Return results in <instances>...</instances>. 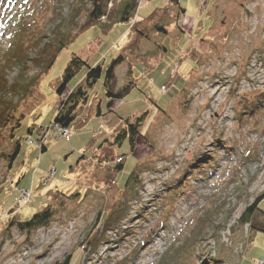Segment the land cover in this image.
Segmentation results:
<instances>
[{"label": "rangeland", "instance_id": "obj_1", "mask_svg": "<svg viewBox=\"0 0 264 264\" xmlns=\"http://www.w3.org/2000/svg\"><path fill=\"white\" fill-rule=\"evenodd\" d=\"M177 1L179 5L171 0L139 1L135 12L139 22L132 19L130 24L154 22L168 29L166 34L149 32L140 52L159 43L166 50L148 72L134 69L137 85L114 102V110L105 107L102 72L83 109L88 116L84 127L69 129L71 141L50 131L47 148L40 151L37 127L47 128L64 94L87 70L84 67L57 95L55 84L71 55L86 56L91 51L87 66L99 64L104 70L130 40L132 27L118 22L105 33L98 24L84 29L58 54L37 85L22 91L39 69L30 60L27 69L9 65L7 56L15 42L24 39L31 58L38 49L32 48L35 42L50 34L52 20L64 18L60 29L68 35L76 32L89 0H0V79L15 86L0 91L2 105L8 104L12 116V122L0 128V264H54L73 251L70 264H157L187 235L198 215L217 206L218 231L208 225L199 248L180 264L264 260V233H250L248 225L238 220L264 192V0ZM123 2L110 0L108 9L114 11ZM75 10L78 16L71 23ZM100 23L107 24L108 19L102 17ZM135 60L130 57L115 68L119 85L126 81L127 65L136 66ZM94 97L103 102L99 116L91 108ZM247 101L256 106L250 112L244 110ZM145 110L149 115L133 148L125 140L114 149L124 157L122 169L114 173L116 190L102 187L105 171L100 169L84 175L89 184L81 180L82 167H70L91 136L108 137L120 117ZM14 119L21 120L15 130L21 152L8 171L4 155L12 145ZM31 125L36 130L28 136ZM134 170L137 183L131 181L126 187ZM20 188L31 193L25 204L15 201ZM56 191L68 197L61 198L63 205L55 209L48 225L30 232L7 226L10 220H27ZM74 192L80 198L73 199ZM120 199L127 200L126 214L103 233L95 252L81 250L86 249L80 244L98 212L108 211ZM259 208L264 212V197Z\"/></svg>", "mask_w": 264, "mask_h": 264}, {"label": "trees", "instance_id": "obj_2", "mask_svg": "<svg viewBox=\"0 0 264 264\" xmlns=\"http://www.w3.org/2000/svg\"><path fill=\"white\" fill-rule=\"evenodd\" d=\"M60 1V0H59ZM140 0H124L120 7L116 10L111 11L108 9V4L110 0H89V8L86 11L84 20L78 25V29L73 34H67L60 29V23L62 19H58V22L55 23L54 19L52 20V29L48 36L43 35L40 40H37L32 48L38 47L34 56L29 58L28 52L30 47L26 45L24 39L21 41L15 42V49L13 52H10L7 56L9 59V65L14 64L21 66L23 69H27V62H30L38 67L39 71L37 75L32 78V82L24 85L22 91H24L29 86H36L39 79L43 74L50 70L54 64L58 54L66 47L67 44L72 42V40L79 34V32L84 29L98 24L103 28L102 32L105 33L113 24L115 23H126L132 27V36L130 40L118 50L117 55L112 58L107 67L103 70L99 64L94 66H87V58L90 54H73L68 60L63 72L59 78V81L55 84V93L61 95L69 82L84 68L87 67V70L83 78L75 84L66 94H64L63 99H61L59 106L56 109V112L53 116V119L47 126L50 127L52 124L65 127L68 129L79 130L81 129L87 119V114L83 113L84 107L88 104L89 100V91L94 86L95 82L103 74V88L104 96L106 99L105 107L109 110H114L112 108L114 102L123 100L137 85V77L134 75V69L138 68L140 73H146L152 69L158 58H160L161 52L166 50V47L159 43L154 49H149L145 52H140L142 43H144L146 38H149V32L157 33H168V29L164 25H158L156 23H151L148 25H140L136 23L135 26L130 24V20L135 19V12ZM173 5H177V0H171ZM179 5V4H178ZM182 10V8H181ZM79 10L73 11L71 16V23L78 15ZM159 9H156L147 20L152 19ZM106 17L108 23H100V19ZM146 20V19H144ZM137 22L138 20L135 19ZM75 22V20H74ZM139 22V21H138ZM102 39L97 40L100 44ZM41 44V45H39ZM134 58L136 66L132 67L127 65V73L124 79V83L119 85L117 83L118 78L115 72V68L124 63L127 59ZM140 66V67H139ZM15 86L9 85L6 80L2 82L0 79V91L5 93ZM28 89V88H27ZM29 90V89H28ZM95 101V110L94 113L96 116L101 115L103 109L101 108L100 99L97 100L96 97L92 99ZM1 101V100H0ZM0 102V128L2 126L8 125L12 122V116L9 115L8 104L4 103L2 105ZM256 106L252 105L251 101L245 103V109L252 111ZM149 110L142 111L139 114L133 115L131 117L119 118L118 126L114 127L110 136L103 137L101 139H96L95 135L92 136L87 143L85 144L81 155L78 157L76 164L71 166V169H81V176L89 184V178H85L84 175L95 174L96 169L105 171L104 177L102 179V187L106 189L114 188V173L117 170H121L123 167L124 157L114 153V149L120 146L125 140L128 141L130 149L133 148L137 136L142 133L141 128H144L145 122L148 118ZM23 120V119H22ZM11 127L10 138L12 145L10 152L4 155L7 162L8 171L13 167L14 161L21 152V141L19 138L15 137V130L20 127L21 120L17 119L13 121ZM42 125L37 127V133L39 136L47 129ZM34 126H29L27 128L28 136L34 131ZM36 130V129H35ZM70 136V132H69ZM143 136H145L143 134ZM146 137V136H145ZM51 136L46 139V143ZM37 146L40 151H45V143L39 144V139H35ZM34 141V140H33ZM141 164L140 162L137 165ZM93 168L94 170H90ZM96 170V171H95ZM113 175V176H112ZM137 183V173L132 171L129 175V178L126 182V187L129 186L130 182ZM94 185V184H93ZM81 186V185H80ZM116 190V189H115ZM72 198H80L79 192L71 193ZM68 197V194L56 191L51 194L50 202L43 205L38 211L34 212L27 220H17V221H7V226H15L18 230L22 232H30L39 227L48 225L51 218L55 214V209L62 207L63 203L61 198ZM264 197V192L258 195L252 203L247 205L239 217L240 224H247L248 230L250 233L252 231H261L264 233V224H261L260 219L264 220V212L259 208V201ZM54 204L52 205V203ZM16 205V204H15ZM13 208V207H12ZM127 200L120 199L116 204L112 205L108 211L100 210L97 214L95 222L90 228V231L85 235L84 241L80 244V247L86 248L81 249L83 251H88L89 253L95 252L97 245L102 240L103 233L108 230V228L113 225L115 222L119 221L127 212L128 209ZM103 212V214H102ZM220 207L210 208L202 212V214L196 217L195 221L192 223L188 233L184 236L179 242H177L172 249H169L164 253L157 264H180L183 259L192 253H194L197 248H199L201 241L206 238L208 232L206 228L208 225L213 224L215 226V232L219 229L218 219L220 217ZM249 233V234H250ZM76 251V250H75ZM82 252V251H81ZM73 253L67 254L61 261L55 262L54 264H70ZM82 255V254H81ZM81 257V256H80Z\"/></svg>", "mask_w": 264, "mask_h": 264}, {"label": "built area", "instance_id": "obj_3", "mask_svg": "<svg viewBox=\"0 0 264 264\" xmlns=\"http://www.w3.org/2000/svg\"><path fill=\"white\" fill-rule=\"evenodd\" d=\"M50 131H53V135H58L64 139L69 138V131L65 127H59L54 124H52L50 127H48L40 136L38 143L41 144L42 141L48 139L51 135L49 134ZM55 135V137H56ZM30 140V139H29ZM31 141V140H30ZM50 175V174H49ZM30 191L26 188H20L18 189L17 197L15 198V201L17 204H25L30 199Z\"/></svg>", "mask_w": 264, "mask_h": 264}, {"label": "crops", "instance_id": "obj_4", "mask_svg": "<svg viewBox=\"0 0 264 264\" xmlns=\"http://www.w3.org/2000/svg\"><path fill=\"white\" fill-rule=\"evenodd\" d=\"M180 10H181V9H180ZM181 11H183V8H182ZM126 34H127V33H125L124 36H122V37L118 40V43L122 40L123 37L126 36ZM118 43H116V44H118ZM125 44H126V43H125ZM125 44H124V45H125ZM124 45H123V46H124ZM98 46H99V45H97V48H98ZM114 46H115V44H114ZM123 46H122V47H123ZM115 47H116V46H115ZM123 81H124V80H123ZM78 82H79V81H78ZM78 82H77V83H78ZM120 85H121V84H120ZM95 103H96L95 101L91 100V108H93L94 110H95ZM102 107H103V102H101V108H102ZM112 108L114 109L113 106H112ZM102 109H103V108H102ZM94 114H95V113H94ZM86 122H87V121H86ZM85 124H86V123H85ZM83 127H84V126H83ZM83 127H82V128H83ZM79 130H80V129H79ZM92 136H94V135H92ZM92 136H91V137H92ZM95 137H96V136H95ZM102 138H103V137H102ZM96 139H98V138L96 137ZM100 139H101V138H100ZM64 140H65V139H64ZM98 140H99V139H98ZM66 141H71V135L69 136V138H68ZM47 143H48V142L46 141V143H45L46 148H47V145H46ZM82 150H83V149H82Z\"/></svg>", "mask_w": 264, "mask_h": 264}, {"label": "water", "instance_id": "obj_5", "mask_svg": "<svg viewBox=\"0 0 264 264\" xmlns=\"http://www.w3.org/2000/svg\"><path fill=\"white\" fill-rule=\"evenodd\" d=\"M256 264H264V260H260V259H259V262L256 263Z\"/></svg>", "mask_w": 264, "mask_h": 264}]
</instances>
